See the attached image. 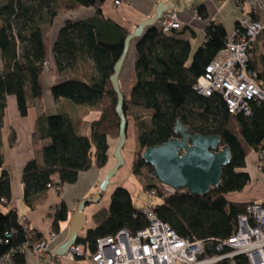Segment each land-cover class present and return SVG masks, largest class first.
Segmentation results:
<instances>
[{
    "label": "trees",
    "instance_id": "obj_1",
    "mask_svg": "<svg viewBox=\"0 0 264 264\" xmlns=\"http://www.w3.org/2000/svg\"><path fill=\"white\" fill-rule=\"evenodd\" d=\"M60 0H0V256L26 244L31 250L42 239L30 228L25 231L19 223L20 215L10 209L12 198L10 177L3 169L1 128L7 98H17L18 110L25 117L32 101L42 95L40 76L46 69L44 27L51 25L58 15ZM71 7L94 8L96 15L79 22H68L61 29L53 47L58 72L68 74L79 56L87 54L94 62L97 77L92 83L71 79L52 87L54 98L68 99L76 105L97 108L100 117L92 125L91 137L78 134L75 124L63 115L42 117L37 124L36 137L50 139L43 149L42 159L29 161L22 174L23 198L34 209L50 188L59 193L65 184H74L82 172L95 165L103 168L108 163V139H119L120 119L116 113L117 94L111 76L124 51L128 30L105 19L102 5L106 0H64ZM197 14L207 18L204 7ZM250 16L255 18V14ZM186 30L164 33L159 26L149 28L136 45L135 72L137 82L131 99L124 102L123 111L135 124L136 151L133 175L143 190L157 189L160 202L157 217L183 238L190 240L222 241L237 228V218L249 203L227 200L230 193L242 192L251 177L239 170L246 167V157L264 147V101L251 103V115L232 114L219 94L206 97L194 90L197 79L207 65L224 48L228 37L225 26L214 21L205 28V41L188 62L192 53ZM249 69L257 71L258 82L264 86V69L260 71L250 60ZM178 122L192 133L217 135L222 148L231 151V162L223 169L221 184L204 195L187 190L167 195L164 185L153 177V168L142 159L146 148L159 146L173 137ZM93 144L96 150L94 151ZM75 214V212L73 213ZM53 220L57 232L61 222L68 219V207L62 202L55 208ZM93 228L79 235L86 254L95 252L100 238L112 236L122 229L136 234L148 225L143 212L134 205L130 191L118 186L108 210L94 214ZM207 251L215 253V244H207ZM19 264H26V254H15ZM57 263V257L54 258ZM219 264H250L244 255Z\"/></svg>",
    "mask_w": 264,
    "mask_h": 264
},
{
    "label": "crops",
    "instance_id": "obj_2",
    "mask_svg": "<svg viewBox=\"0 0 264 264\" xmlns=\"http://www.w3.org/2000/svg\"><path fill=\"white\" fill-rule=\"evenodd\" d=\"M223 1L125 0L121 6H115L113 0H106L101 9L105 19L113 21L116 25L132 33L142 21L155 16V11L160 3L170 2V6L178 9L179 18L184 24L183 29L186 30L184 37L189 39L192 45L193 40L200 39L203 42L205 41V28L211 21L222 23L228 36H230L240 20L250 18L233 17L225 19L221 13L225 4ZM199 7H204L207 18L203 19L194 13ZM170 10L172 9L167 11ZM250 14V11H248L247 15L250 16ZM95 15L96 11L94 8L71 7L66 1L60 0L58 2V15L54 18L51 25L44 27L48 67L40 76L42 95L32 101L28 115L25 117L21 116L18 110L16 96L10 95L7 98V106L1 128V153L4 159L3 169L9 175L11 183L12 198L9 208L16 210L20 216H26L30 228L44 239L49 238L51 234L56 235L54 241L50 242L48 246V254L44 260H39L30 253L26 256V264H79L67 260L64 258V255L55 256L54 254L68 239L71 221L74 217L73 213L76 211L78 203L81 200L93 197L99 191V187L104 181L106 174L116 164L114 151L118 144L115 143L116 140L109 138V159L105 167L100 168L95 165L88 172L80 173L77 182L65 184L61 189V193L56 188H50L34 209L29 208L24 201L22 190L24 167L33 159L39 158L41 160L43 149L51 144L50 139L36 137L39 119L53 115H63L77 126L79 135L91 137V125L101 115L100 110L97 108L79 106L68 99H56L51 94L52 87L71 79L92 83L97 77L94 62L87 54L79 56L68 74L59 73L53 52V47L59 37V33L66 23L89 20ZM160 21L155 26H159ZM137 42L138 39L131 41L127 58L119 75V85L125 101L131 99L133 88L137 82L135 72ZM251 54V60L262 71L264 69V32L259 37L255 49ZM2 69L3 63L0 60V70ZM262 88L264 91V86ZM128 134L129 131L127 132V139L129 140ZM93 148L95 151V144H93ZM129 163L130 169L128 172L126 174L120 172L116 176L118 181H125L133 175L134 156H132ZM257 165V152H252L246 157V167L239 170V172H246L250 175L251 183L242 192L228 194L226 196L228 201L243 204L252 202L264 203V175L260 174ZM130 193L132 192L130 191ZM136 193H145L142 185L140 191ZM62 202H65L68 207V219L61 222L57 232H55L51 216L54 215L55 208ZM56 257L58 259L57 263L54 261Z\"/></svg>",
    "mask_w": 264,
    "mask_h": 264
},
{
    "label": "built area",
    "instance_id": "obj_3",
    "mask_svg": "<svg viewBox=\"0 0 264 264\" xmlns=\"http://www.w3.org/2000/svg\"><path fill=\"white\" fill-rule=\"evenodd\" d=\"M125 0H113L115 6H121ZM240 8H247L256 15L240 20L226 44L207 65L205 72L194 84L198 94L210 97L219 94L225 100L230 113L251 115V103L264 101V91L258 82L257 71L249 69L251 53L264 32V0H224ZM197 14V10L194 12ZM184 24L175 10L166 11L159 23L164 33L181 31ZM48 67V62L44 64ZM258 171L264 175V147L258 152ZM168 195L176 191L164 185ZM146 194L145 209L142 211L148 225L136 234L126 229L112 236L100 238L95 252L86 254L83 244L76 243L64 255L69 261L79 264H219L224 260H233L244 255L250 264H264V203L252 202L245 212L237 218L236 231L227 239L190 240L181 237L169 223L161 221L156 215L155 200L161 196L157 189ZM19 223L25 231H30L26 216L19 217ZM55 234L39 241L31 250L25 245L0 256V264H19L14 255L33 254L44 260L48 246L54 241ZM215 244V253L207 251V244Z\"/></svg>",
    "mask_w": 264,
    "mask_h": 264
},
{
    "label": "water",
    "instance_id": "obj_4",
    "mask_svg": "<svg viewBox=\"0 0 264 264\" xmlns=\"http://www.w3.org/2000/svg\"><path fill=\"white\" fill-rule=\"evenodd\" d=\"M169 4L171 3H160L155 11V16L142 21L124 41L123 54L110 78L113 90L118 97L116 113L120 119L119 141L114 151L116 164L106 174L99 191L93 197L78 203L71 221L68 239L55 252V256L65 255L70 247L77 243L80 232L86 226V207L100 201L111 180L124 166L122 151L127 142L129 123L123 111L125 99L119 85V75L127 58L131 41L141 39L149 28L155 27L167 10L178 11L176 7ZM174 132L176 137L162 145L146 148L142 154L143 161L154 170L153 177L159 183L176 191L187 190L191 193L204 195L212 189L218 188L221 184L223 169L232 159L230 149L221 147L222 141L219 136L192 133L190 128L181 122L177 123Z\"/></svg>",
    "mask_w": 264,
    "mask_h": 264
},
{
    "label": "rangeland",
    "instance_id": "obj_5",
    "mask_svg": "<svg viewBox=\"0 0 264 264\" xmlns=\"http://www.w3.org/2000/svg\"><path fill=\"white\" fill-rule=\"evenodd\" d=\"M223 2L225 4L221 10L222 11L221 13L225 19H231L233 17H238V18H243V17L249 18L250 17L249 15H247L249 11L247 8L242 9L239 6L235 5L234 3L227 2V1H223ZM202 42L203 40H200V39L192 41V53H191L190 60L188 62V66L191 65L193 56L195 52L198 50V48L202 45ZM128 123H129V129H128L129 140L127 139L126 145L122 151V155L124 157L125 163H124V166L118 172V173L121 172L122 174L123 173L126 174L128 170L130 169L129 161L132 159V156H134V159H135V151H136L135 124H134L132 117H128ZM114 140H116L115 143L118 144L119 139H114ZM132 174H133V170H132ZM140 184L141 183H139L138 179L134 175H132L130 178L122 182L118 181V179L115 176L111 180V183L108 186L106 192L102 194L100 201L94 204H89L87 208L85 209V215L87 217V222H86L85 228L80 232V234L81 235L85 234V232L88 229L93 228L95 226L94 224V214L95 213L100 212V211L102 212V211L109 209L113 192L118 186H122L126 189L128 188V190L132 192L131 194L134 197L135 208L142 212L145 209V204L147 200L145 193H147L148 191H146L145 193H136L140 191V187L142 185ZM159 202H160L159 200H155L156 204H158Z\"/></svg>",
    "mask_w": 264,
    "mask_h": 264
}]
</instances>
